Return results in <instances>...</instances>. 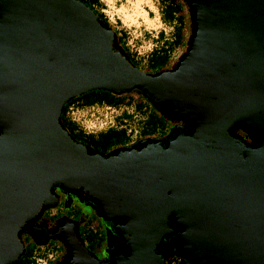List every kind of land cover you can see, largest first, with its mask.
<instances>
[{
  "label": "water",
  "instance_id": "1",
  "mask_svg": "<svg viewBox=\"0 0 264 264\" xmlns=\"http://www.w3.org/2000/svg\"><path fill=\"white\" fill-rule=\"evenodd\" d=\"M183 1L185 49L151 74L77 0H0V264L22 255L55 191L125 237L117 264H164L155 249L171 231L191 264H264V0ZM94 90L136 93L190 125L98 153L60 122Z\"/></svg>",
  "mask_w": 264,
  "mask_h": 264
},
{
  "label": "rangeland",
  "instance_id": "2",
  "mask_svg": "<svg viewBox=\"0 0 264 264\" xmlns=\"http://www.w3.org/2000/svg\"><path fill=\"white\" fill-rule=\"evenodd\" d=\"M101 1V7L103 9H105V5H106V10L108 11V16L110 17V19L107 21V23L109 24V26L111 27H118V29L123 30L125 29V34H126V45L128 47V49H130L135 55L136 57H140V58H145L152 50L157 49L161 46V42L158 41V39H156L155 37L158 35V31H161L163 33V37L166 39H170L172 38V32H173V26L172 25H160L159 28L157 29H148L147 31L142 30V27L137 26L136 22H134V18L129 19L128 21L125 20V15L126 14H131V12H127V8L130 7L131 3H135L134 0H100ZM159 2V0H157ZM154 3V0H149V3ZM104 4V6H103ZM134 5H137L136 3ZM174 5H176L177 8V13H176V20L178 21V25L180 26V41L178 43L177 46H175L169 53H168V60L166 62V65L162 68V70H167L171 67H173L174 63L178 60V58L180 57V55L183 53L186 43L188 41L189 35H190V22H189V16H188V12H187V7L185 5V3L183 2V0H174ZM121 6V8H124L126 11H123V17L122 14L118 11L119 7ZM101 12V11H100ZM127 12V13H126ZM102 13V12H101ZM103 14V13H102ZM120 20L122 22H120ZM119 21V22H118ZM117 22V24L115 23ZM126 23V24H124ZM131 23V24H130ZM124 25V26H123ZM143 32L146 33V35H143ZM156 41H158L156 43ZM132 45V47H131ZM146 73H150L151 71H143ZM159 72V71H158ZM153 74V73H151ZM130 98L132 99L131 103L129 105H127L126 107H120L119 109H117L116 111H112L107 110L104 107V104H102L101 106H98L97 108L95 107V110L92 114L91 112H82V113H73L70 116L73 117L75 119V123L77 124V126L83 130L85 133H90V134H97L98 132H102L105 131L108 128H114V129H118L121 121H119V118L121 116L122 113H128L130 114L132 112V114L130 115H134L136 114V117L133 119H130L128 121V123L126 122L127 128H135L137 130V132H139L140 130V125L143 122L145 115H149L153 116V118H155L153 120V124L150 128H149V132H151L150 136L148 137H157L159 139H161L159 137V135L161 134H166L167 131H169L170 129H172L173 127L176 126V121H171V120H165V118L163 119L160 114L157 111H152V106L146 102L145 99H143L140 95L136 94V93H131ZM137 102H141V103H145L147 105V110L146 112H144V114L140 115L139 113H137L136 111H134V105ZM179 123L181 124H189V122L187 120L181 119L179 121ZM123 125V124H122ZM190 125V124H189ZM242 130V129H240ZM122 136V138H121ZM127 136V137H126ZM117 139L114 142H109L106 143L105 145H94L93 149L101 154H105L108 153L116 148H121V147H129L133 144H136L137 142L143 140L144 138H141L139 136V133L137 134V136H135L134 134L130 133L127 134L123 132L122 135L118 134L117 135ZM147 139V138H145ZM252 143L256 142L254 141V139H252L250 137ZM130 140L131 142L127 143V141ZM133 141H136L134 143H132ZM127 143V144H125ZM132 143V144H131ZM62 200V199H61ZM93 207V206H92ZM91 207V208H92ZM93 209V208H92ZM70 208H66L64 206V204L61 202L60 205H57L54 209H50L49 213H55L57 212L58 214H60V217H63L65 215H67L68 217H70V213H69ZM48 211V210H47ZM80 212L82 215L85 214H90V219L92 218V220H95V222L98 223L96 230L99 231V233L97 232L95 234L94 239H90L91 237H89L87 240L86 236H82L81 239L83 240L84 245L88 248V250H90V252H92V254H95L96 250H97V246L98 244H100V242H102L104 240V235H105V230L103 232V228H100V219L98 217H93L91 216V211L88 207L83 206L80 208ZM50 214L47 216L48 220H51L50 218ZM53 220V219H52ZM96 224L93 222L91 224V228H95ZM69 227V226H68ZM171 236V235H168ZM170 238V237H169ZM33 243V241H31V239L29 237L26 238V241L24 243ZM33 246H36L34 243L32 244ZM38 248H42L44 250H46L49 254H50V260L48 264H55L57 259L60 257L61 255V249H60V245L55 241V240H49L46 244L44 245H38L36 246ZM28 253V251H27ZM27 260V255L25 256V258L23 260H21L18 264H27L25 261Z\"/></svg>",
  "mask_w": 264,
  "mask_h": 264
},
{
  "label": "trees",
  "instance_id": "3",
  "mask_svg": "<svg viewBox=\"0 0 264 264\" xmlns=\"http://www.w3.org/2000/svg\"><path fill=\"white\" fill-rule=\"evenodd\" d=\"M77 1L81 2L86 7H88L96 15V17L99 21H101L102 23H104L105 25H107L108 27H110L114 31V33L116 35L117 43L121 47L124 54L126 55L128 61L130 62V64L132 66H134L135 68H137L140 71H151L150 73H157L158 71L162 70V68L166 65V62L168 60V53L175 46H177L179 41H180V26L178 25V21L176 20L177 8H176V5H174V0H160L164 3H166L165 8H164V19L167 22H170L173 20L175 22V24H177V26L174 28V31H173V35H172L173 39L170 42L162 43L161 47H159L158 49L152 50L145 58L136 57V55L130 49H128V47L126 45V43H127L126 35L122 32L117 34V31L113 27L109 26L106 18L100 12V10L102 9V7H101L102 5L99 2V0H77ZM115 23L117 24V22H115ZM161 38H162V33L159 32L156 39H161ZM130 95H131V93L123 94V95H114V94H111L107 91H102V90H94V91L85 92L84 94H82L76 98L67 100L62 105V109H61V113H60L61 125L68 132V134L73 138V140H75L78 143H81V144L88 146L92 150H94L93 149L94 145H96V146L105 145L106 143L114 142L118 138L117 137L118 134L122 135L123 132L126 133V131H127L126 128H124V127H120L118 129L108 128L105 131L98 132L97 134H94V135L90 134V133H85L83 130H81L77 126V124L75 122L71 121L69 119V117L66 115L67 108L72 103H76V105L78 107H88V106H92L94 104H104L106 106H111V107L127 106L132 101V99L130 98ZM142 98L145 99L144 97H142ZM146 102L149 103L147 100H146ZM151 106L153 108L152 109L153 113H154V111H157V109L153 105H151ZM146 107H147V105L145 103L137 102L134 105V110L137 113H139L140 115H142V114H144V112H146V110H147ZM160 116L164 119V117L162 115H160ZM129 119H130V115L122 113L120 118H119V121L129 120ZM154 119L155 118H153V116H150V114L147 116L145 115V118H144L143 122L141 123V125H140L141 127H140V130L138 132L139 136L141 138L150 139V137H148V136H150L152 134H150L151 132H149V128L152 125H154L153 124ZM171 130L172 129L167 131L166 134L159 135V137L162 136V137H164L163 139L168 138ZM127 134H130V131L127 132ZM121 138H122V136H121ZM153 139H159V138L154 136ZM252 139H253V137H252ZM249 140H251V139H249ZM128 142L130 143L131 141L128 140L127 143ZM127 143H125V144H127ZM55 193L58 195L57 205H60V203L62 202L66 208H70V210H69V213L71 215L70 217L75 218V219L80 217V214H81L80 208L81 207H80L79 201H75V202L72 201L69 204V206H66L67 205V198L64 197L59 191H55ZM49 210L48 211L45 210L46 211L45 213H47L48 215L50 214ZM91 214H92L91 216L98 217L101 220L100 215H98L93 209L91 211ZM59 216H61V215L58 214L57 212L50 214L51 220L53 219L56 222L64 219V217H66L67 215L58 218ZM93 222L96 224V226L94 228L96 230L98 223L95 222V220H92V218L90 219V214H89L88 217L86 218L85 222L83 223V228H81L82 229L81 230V236H83V235L86 236L87 240H89L88 239L89 237H91L90 239L96 238L95 234L97 232L99 233V231L96 232L95 230L92 233L90 228H91V224ZM87 236H89V237H87ZM25 241H26V238H24L22 240L23 246H24V251H23L22 255L17 259V261L14 264H18L21 260H23L25 258L26 255H27V260L25 262L27 264H33V260H34L35 256H37V255L42 256L44 253H48L44 249H42L40 251L39 248L36 247L38 245H36L34 242L33 243L36 246H33L32 245L33 243L31 244L30 242L26 244V243H24ZM27 251H28V253H27ZM38 252H40V253L38 254ZM175 254H177L178 257H180L179 252H176L173 255H175ZM48 263H49V261H48ZM166 264H188V263L184 259H181V258L180 259H173V257H172V258H169V260L166 262Z\"/></svg>",
  "mask_w": 264,
  "mask_h": 264
},
{
  "label": "flooded vegetation",
  "instance_id": "4",
  "mask_svg": "<svg viewBox=\"0 0 264 264\" xmlns=\"http://www.w3.org/2000/svg\"><path fill=\"white\" fill-rule=\"evenodd\" d=\"M176 125L181 124L177 122ZM237 135L242 137L246 143L249 142L242 132H237ZM160 138L163 139L164 137L161 136ZM150 139L153 138L150 137ZM252 144L253 146H256L255 143ZM71 197L72 201H78L75 197ZM79 204L80 207H83L80 202ZM85 206L88 207L90 211H92L90 205ZM45 212L46 211L44 210L34 216L28 229L25 228L29 234L25 233L21 235V238L23 240L24 238L29 237L34 243L43 240H47V243L49 240H55L60 245V249L62 251L55 264H117L119 260L127 255L126 253L128 252L123 241L117 234L116 230H113L109 222L105 223L100 220V228H103V232L104 230L106 232L104 235V240L98 244L95 254H92V252L88 250L81 239V228H83V223L85 222L89 213L85 215L80 214V217L76 219L66 216L64 219L56 222L55 220H48V214ZM90 229L92 233L95 230L94 228ZM173 235L175 236V234H172V236ZM172 236L162 240L159 246L155 249V253L163 259L164 264H166L169 258L172 257L173 259H184L182 257V254L185 255L184 251L181 249L179 244H176V239H173ZM176 252H179L180 257H178L177 254L173 255ZM185 261L188 264H191L189 261Z\"/></svg>",
  "mask_w": 264,
  "mask_h": 264
},
{
  "label": "crops",
  "instance_id": "5",
  "mask_svg": "<svg viewBox=\"0 0 264 264\" xmlns=\"http://www.w3.org/2000/svg\"><path fill=\"white\" fill-rule=\"evenodd\" d=\"M134 1L137 5H134L135 3H131L130 7L127 8V10H128L127 12L130 11L131 14L125 15L126 21H128L129 19L132 20V18H134V22H136L137 26L142 27V30H144V31H147L148 29H157V28H159L160 25H166V24L172 25L173 28H175L177 26V24H175V22L173 20L170 22H167L164 19V8H165L166 3H164L160 0H159V2L157 0H154L155 4L151 3V2L148 4L149 0H134ZM118 11L122 14V17H123L124 16L123 11H126V10L124 8H121V6H120ZM120 22H122V21L120 20ZM124 24H126V23H124ZM113 28L117 31V34L120 32L125 34V31H124L125 29L120 30V29H118V27H113ZM173 31H174V29H173ZM159 32L162 33L161 31H158V33ZM143 35L145 36L146 33L143 32ZM172 35H173V32H172ZM155 38H157V36ZM172 39H173V36L170 39L164 38L163 33H162V38L158 39V41L161 42V46H162V43L170 42ZM158 41H156V43Z\"/></svg>",
  "mask_w": 264,
  "mask_h": 264
},
{
  "label": "built area",
  "instance_id": "6",
  "mask_svg": "<svg viewBox=\"0 0 264 264\" xmlns=\"http://www.w3.org/2000/svg\"><path fill=\"white\" fill-rule=\"evenodd\" d=\"M99 2H101L100 0H99ZM103 6H104V4H103ZM102 13H103V16L106 18V20L108 21L109 19H110V17L108 16V11L106 10V5H105V9H101L100 10ZM131 47H132V45H131ZM102 104H94V105H92V106H88V107H78L77 105H76V103H72V104H70L69 106H68V108H67V111H66V115L69 117V119L71 120V121H73V122H75V119L73 118V117H71L70 115L71 114H73V113H82V112H86V113H88V112H91L92 111V114H93V112H94V110H95V107L97 108L98 106H101ZM104 107L107 109V110H112V111H116L117 109H119L120 107H111V106H106V105H104ZM123 107V106H122ZM124 107H126V106H124ZM135 111V110H134ZM127 115H130V114H132V112L130 113V114H128V113H126ZM136 117V114H134V115H130V119H133V118H135ZM129 119V120H130ZM129 120H122L121 121V124H120V126H119V128L120 127H127V125H126V122L128 123V121ZM123 124V125H122ZM130 131V133H132V134H134L135 136H137V134H138V132H137V130L135 129V128H127V132H129ZM134 142H136V141H133L132 143H134ZM39 250L41 251L42 250V248H39ZM40 252H38V254H39ZM50 260V254L49 253H44L42 256H35L34 257V260H33V264H48V261Z\"/></svg>",
  "mask_w": 264,
  "mask_h": 264
},
{
  "label": "bare ground",
  "instance_id": "7",
  "mask_svg": "<svg viewBox=\"0 0 264 264\" xmlns=\"http://www.w3.org/2000/svg\"><path fill=\"white\" fill-rule=\"evenodd\" d=\"M256 142V141H255ZM245 148H246V146H244ZM254 147H256V146H251V147H249L248 149H246V151H248L249 149H254ZM243 149L241 148V151H240V153H241V155L243 156ZM174 225V227H175V229H179V227L176 225V224H173ZM115 230H116V232H117V234L119 235V237L121 238V240L123 241V243H124V245H125V247H126V242H125V237L123 236V235H121L120 234V232H119V230L118 229H116L115 228ZM33 232H35V231H33ZM61 233H62V229H61ZM170 234H175L173 231H171L170 233H169V235ZM181 247V246H180ZM126 249H127V252H128V248L126 247ZM182 249V248H181ZM73 255V254H72ZM128 255V254H127ZM126 255V256H127ZM73 257H74V255H73ZM72 257V258H73ZM196 264V263H195Z\"/></svg>",
  "mask_w": 264,
  "mask_h": 264
}]
</instances>
